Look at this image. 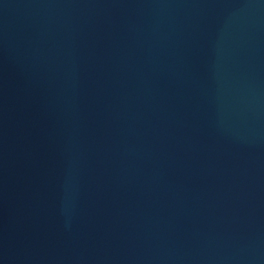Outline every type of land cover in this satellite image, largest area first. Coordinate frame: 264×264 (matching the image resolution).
<instances>
[{"label":"water","instance_id":"obj_1","mask_svg":"<svg viewBox=\"0 0 264 264\" xmlns=\"http://www.w3.org/2000/svg\"><path fill=\"white\" fill-rule=\"evenodd\" d=\"M0 264H264V0H0Z\"/></svg>","mask_w":264,"mask_h":264}]
</instances>
